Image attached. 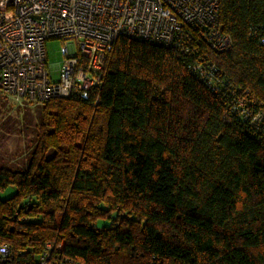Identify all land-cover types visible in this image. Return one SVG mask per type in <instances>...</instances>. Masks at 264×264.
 <instances>
[{
    "label": "trees",
    "instance_id": "1",
    "mask_svg": "<svg viewBox=\"0 0 264 264\" xmlns=\"http://www.w3.org/2000/svg\"><path fill=\"white\" fill-rule=\"evenodd\" d=\"M219 17L228 52L121 39L88 100L43 105L27 168H0V264L48 242L80 264H264V0Z\"/></svg>",
    "mask_w": 264,
    "mask_h": 264
},
{
    "label": "built area",
    "instance_id": "2",
    "mask_svg": "<svg viewBox=\"0 0 264 264\" xmlns=\"http://www.w3.org/2000/svg\"><path fill=\"white\" fill-rule=\"evenodd\" d=\"M219 6L220 0H0V92L39 105L72 96L88 100L102 87L121 39L182 54L204 45L223 54L233 41L224 32ZM54 39L63 43V60L49 66L46 42ZM214 70L210 62L191 68L209 82ZM63 248L62 242H48L39 264H80L65 257ZM9 254L1 246L0 261L6 263Z\"/></svg>",
    "mask_w": 264,
    "mask_h": 264
},
{
    "label": "rangeland",
    "instance_id": "3",
    "mask_svg": "<svg viewBox=\"0 0 264 264\" xmlns=\"http://www.w3.org/2000/svg\"><path fill=\"white\" fill-rule=\"evenodd\" d=\"M62 46V41L58 39L46 42L49 66L62 62ZM52 77L56 80L58 72H53ZM42 107L27 101H17L0 92V168L6 167L13 171L27 168L36 144ZM15 192L16 188L10 187L0 191V198H9Z\"/></svg>",
    "mask_w": 264,
    "mask_h": 264
}]
</instances>
